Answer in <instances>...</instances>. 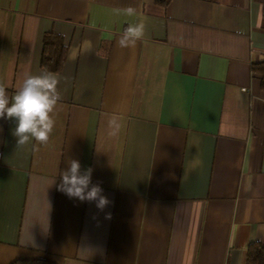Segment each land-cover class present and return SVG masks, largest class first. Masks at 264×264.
<instances>
[{"label": "crops", "instance_id": "obj_1", "mask_svg": "<svg viewBox=\"0 0 264 264\" xmlns=\"http://www.w3.org/2000/svg\"><path fill=\"white\" fill-rule=\"evenodd\" d=\"M129 7L146 35L120 48ZM45 70L66 78L48 143L16 148L0 118V264H246L264 248V0H0V81L11 95ZM69 158L104 211L58 189Z\"/></svg>", "mask_w": 264, "mask_h": 264}, {"label": "clouds", "instance_id": "obj_2", "mask_svg": "<svg viewBox=\"0 0 264 264\" xmlns=\"http://www.w3.org/2000/svg\"><path fill=\"white\" fill-rule=\"evenodd\" d=\"M128 16H135L117 37V46L132 48L146 35L147 18L136 15L135 9L126 10ZM86 51L91 50L90 42L84 45ZM76 58L74 51L69 53V61ZM65 77L51 71L26 72L23 80L10 95L8 85L0 81V118L14 120L13 136L16 138V148H23L33 141L46 145L55 128V112L62 99L59 86ZM67 169L60 172L58 189L70 199L81 202H94L99 211L111 204L99 183H92L91 167L81 170L78 160L69 158ZM55 182V180H54ZM53 182V183H54ZM105 218L110 219L111 213L105 212Z\"/></svg>", "mask_w": 264, "mask_h": 264}, {"label": "trees", "instance_id": "obj_3", "mask_svg": "<svg viewBox=\"0 0 264 264\" xmlns=\"http://www.w3.org/2000/svg\"><path fill=\"white\" fill-rule=\"evenodd\" d=\"M169 1L170 0H155L157 4L162 5V6L167 5ZM46 52H47V42L44 43V55L42 58L43 64H46V61H47L48 56L45 55ZM62 59H63V49L60 48V52L55 62L56 66H42V67L44 69H50L52 71H57L58 68L60 67L58 65ZM12 264H56V263L51 262V261H46V260H16ZM246 264H264V248H262L258 244L250 245L247 251Z\"/></svg>", "mask_w": 264, "mask_h": 264}]
</instances>
